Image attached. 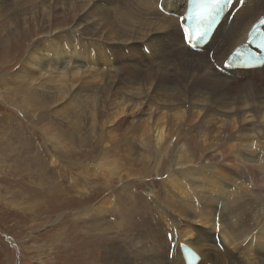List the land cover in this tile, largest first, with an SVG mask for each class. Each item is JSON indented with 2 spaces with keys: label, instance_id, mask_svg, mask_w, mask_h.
I'll use <instances>...</instances> for the list:
<instances>
[{
  "label": "bare ground",
  "instance_id": "obj_1",
  "mask_svg": "<svg viewBox=\"0 0 264 264\" xmlns=\"http://www.w3.org/2000/svg\"><path fill=\"white\" fill-rule=\"evenodd\" d=\"M181 1L184 0H14L7 7L0 5V49L29 35H35V40L36 36L46 37V53L40 55L39 44L31 47L20 67L23 78L15 80L34 98L31 101L45 107L56 125L81 145L89 138L92 143L100 138L111 142L116 134L109 131L110 127L121 117L132 116V130L143 132L141 136L137 133L135 144L129 142L132 164L150 160L154 144L160 149L180 122L194 127L202 119L199 139L218 148L215 151L219 155L206 157L214 167V175L203 166L194 168L189 175L186 170L195 163L187 159L194 154L187 141L180 144L175 152L179 153L182 167L167 177L169 201H158L156 186L151 185L148 209L157 216L152 221L144 220V226L133 231L127 241L104 247L103 264H182L180 242H188L200 252L202 261L198 264H264V220L258 216L262 214L264 218V212L253 206L250 190L237 179H233L237 186L230 184L231 178L228 182L221 180L225 169L234 168L250 177L259 191L264 190V164L249 161L250 156L262 151L253 140L244 146L240 142L264 135V64L254 69L248 79L226 77L212 64L223 61L235 45L245 42L253 23L264 17V0H243L242 4L236 0L211 38L209 58L190 50L182 41L178 19L172 15L182 12ZM123 4L128 12L121 8ZM58 32L56 40L50 38ZM71 32L73 38L75 35L73 48L59 47L70 42L65 38L70 39ZM83 40H91L94 48L83 44ZM98 53L101 66L94 61ZM150 56L155 59L147 61ZM133 58L137 64L130 61ZM31 61L39 64L41 77L28 72ZM117 75L120 76L115 80ZM74 79L76 86L71 82ZM63 94L71 98V106L59 100ZM233 128L243 137L229 143L232 139L226 133ZM99 162L105 172L116 173L115 160ZM108 201L99 202L101 211L104 204H112ZM154 225L161 227L157 242L148 238ZM216 232L225 244L223 249L216 242ZM141 238L149 240L143 242V249ZM156 245L160 252L154 253Z\"/></svg>",
  "mask_w": 264,
  "mask_h": 264
},
{
  "label": "rangeland",
  "instance_id": "obj_2",
  "mask_svg": "<svg viewBox=\"0 0 264 264\" xmlns=\"http://www.w3.org/2000/svg\"><path fill=\"white\" fill-rule=\"evenodd\" d=\"M13 1L0 0V5L7 7ZM121 8L128 12L124 4ZM5 9L1 10L4 12ZM59 33L50 38L56 40L55 36ZM72 33L70 39L65 38L70 42H63L59 47L73 48L75 35L73 38ZM83 34L89 37V34ZM42 36H36V40L35 35L22 37L21 41L12 43L5 50L0 49V264H103L104 247L127 241L133 231L144 226L146 220L152 221V217L157 216L148 209L152 199L149 190L154 185L156 199L165 204L169 201L171 195L166 193L170 188L167 177L182 167L179 153L175 152L180 144L187 141L194 154L192 159H187L195 163V166L187 168L186 173L189 172V175L194 168L201 166L214 175V167L206 161V157L216 153L218 148L207 140L201 142L199 139V131L203 128L202 119L194 127L180 122L176 125L179 130L160 149L154 144L155 151L150 160L132 164L128 158L129 142L134 143L136 136L143 134L139 129L132 130V116H123L110 127L109 131H115L116 134L111 142L100 138L92 143L89 138L81 145L56 125L45 107L31 101L34 98L31 99L25 88L20 87L15 80L23 78L20 67L26 62L31 47L39 44L40 55L46 53V47L49 46L46 37ZM83 44L94 48L91 40H83ZM94 61L102 65L99 53ZM131 62L136 64L135 59ZM29 65L28 72L40 76L37 70L39 64L31 61ZM119 76L114 79L117 80ZM71 82L74 86L78 84L75 79ZM58 98L65 106L72 105L67 94ZM25 106L27 108L23 110ZM177 119L182 121L179 116ZM226 134L232 139L229 143L236 141L238 136L243 137L234 128ZM251 141L262 154L250 156L249 161L255 159L264 164V135H255L253 139L247 140L243 138L240 142L244 146ZM187 156L190 155L187 153ZM99 160L109 163L115 160L116 165H112L116 166V173L105 172ZM224 172L227 179L223 177L221 180L228 182L231 178L229 183L233 184V179H237L238 183L250 190L253 206H259L258 210L264 212V190L259 191L250 177L242 176L234 168L225 169ZM119 174L123 177H119ZM237 193L241 194L239 190ZM103 199H109L108 202L112 204H104L105 208L101 211L98 206ZM106 207L109 209L106 210ZM258 216L264 220L262 214ZM155 226L158 225L153 226L148 238L153 237L157 242L161 227ZM142 239L140 249L146 247L143 242H149ZM148 246V250L152 251V241ZM155 248L154 253L160 252L159 245Z\"/></svg>",
  "mask_w": 264,
  "mask_h": 264
},
{
  "label": "snow or ice",
  "instance_id": "obj_3",
  "mask_svg": "<svg viewBox=\"0 0 264 264\" xmlns=\"http://www.w3.org/2000/svg\"><path fill=\"white\" fill-rule=\"evenodd\" d=\"M231 3L232 0H196L192 11L188 12L186 17H181L190 22L188 27H183L182 39L189 44L203 39L216 16ZM240 3L242 4L243 0H240ZM257 46L264 49V39ZM236 55L243 58L239 52Z\"/></svg>",
  "mask_w": 264,
  "mask_h": 264
}]
</instances>
